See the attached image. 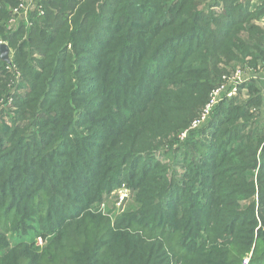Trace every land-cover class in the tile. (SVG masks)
Returning <instances> with one entry per match:
<instances>
[{
	"label": "trees",
	"instance_id": "1",
	"mask_svg": "<svg viewBox=\"0 0 264 264\" xmlns=\"http://www.w3.org/2000/svg\"><path fill=\"white\" fill-rule=\"evenodd\" d=\"M18 3L0 0V264H264V0H41L10 25ZM237 66L256 76L227 96Z\"/></svg>",
	"mask_w": 264,
	"mask_h": 264
},
{
	"label": "built area",
	"instance_id": "2",
	"mask_svg": "<svg viewBox=\"0 0 264 264\" xmlns=\"http://www.w3.org/2000/svg\"><path fill=\"white\" fill-rule=\"evenodd\" d=\"M18 1H19L18 6L13 10L14 17L10 19V25L14 24L19 16L23 17L26 21H28L29 13H33L34 11L39 14L43 13L41 0H18ZM242 74H241V70L237 68L233 72L231 77H229V81L232 83H235V85L230 91L226 93L227 96H231L235 93L236 85L242 81L241 79ZM224 87H225V84L223 83L218 88L212 91L210 95L211 97L208 103L203 108V110L200 112L199 118L195 119L192 122L191 124L192 127L196 126L197 124H199L201 121L204 120L206 114L209 112V109L217 102L216 100L218 99V96L221 93V91L224 90ZM122 187H124V184H122L120 188ZM127 192L128 191L126 189L122 188L120 189V191H118V193H116L118 195V200L116 201V204H115L117 208H120L122 205V202H124L125 199L128 197ZM41 242H42L41 239H38V244H41Z\"/></svg>",
	"mask_w": 264,
	"mask_h": 264
},
{
	"label": "rangeland",
	"instance_id": "3",
	"mask_svg": "<svg viewBox=\"0 0 264 264\" xmlns=\"http://www.w3.org/2000/svg\"><path fill=\"white\" fill-rule=\"evenodd\" d=\"M263 0H249V2H250V9H251V6L252 7H254L253 5H255V4H260L261 2H262ZM254 23H256L258 26H260L263 30H264V16H261L260 18H258V19H256L255 21H254ZM10 55H11V52H10ZM234 64L235 65H238V64H240V63H235L234 62ZM246 64H247V66H248V69L249 70H252V71H254L255 73H256V75L259 73V72H261V70L263 69V68H261V65L258 63L257 64V67H251V65H250V63H249V60H248V58H246ZM222 66L224 65V64H221ZM231 67V66H230ZM238 67V69L239 70H241V74H242V72L244 73V70L246 69V68H244V67H241V66H237ZM240 67V68H239ZM247 70V69H246ZM233 74V72L231 71V69L230 68H223L222 69V75H223V78H224V80H225V82H229V77H231V75ZM244 76H243V78H245V79H247V78H250L251 76H254L255 74H252V73H244L243 74ZM255 75V76H256ZM241 77H242V75H241ZM240 77V78H241ZM243 78H241V79H243ZM243 93H244V90H243ZM246 93V92H245ZM210 95H211V93H210ZM209 95V99H210V96ZM217 101V100H216ZM199 110V109H201L200 107L199 108H196V110ZM195 110V111H196ZM198 110L196 111V113H195V115L197 114V112H198ZM203 110V109H202ZM195 115H194V117H195ZM122 184H124V183H122ZM122 184L116 189V190H114V193H118V191H120V189H122V188H124V189H126L128 192H127V196L129 195V190H128V187L124 184V187H122V188H120L121 186H122ZM120 188V189H119ZM126 200V199H125Z\"/></svg>",
	"mask_w": 264,
	"mask_h": 264
},
{
	"label": "water",
	"instance_id": "4",
	"mask_svg": "<svg viewBox=\"0 0 264 264\" xmlns=\"http://www.w3.org/2000/svg\"><path fill=\"white\" fill-rule=\"evenodd\" d=\"M0 58L5 62H10L9 60V48L7 44L0 42Z\"/></svg>",
	"mask_w": 264,
	"mask_h": 264
}]
</instances>
